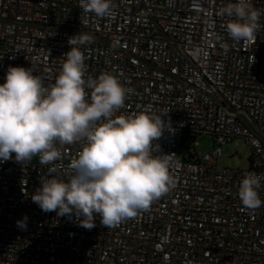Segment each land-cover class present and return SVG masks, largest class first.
<instances>
[{"label": "built area", "instance_id": "1", "mask_svg": "<svg viewBox=\"0 0 264 264\" xmlns=\"http://www.w3.org/2000/svg\"><path fill=\"white\" fill-rule=\"evenodd\" d=\"M233 2L113 0V15L100 18L79 0H0V84L10 66L54 83L69 37L90 34L80 46L86 76L107 71L133 89L117 115L167 113L172 130L156 143L175 180L136 217L106 228L97 214L89 230L31 199L50 168L71 171L80 145L65 146L54 165L13 153L0 161V264H264V205L246 209L237 194L246 173H264V28L254 42L228 38L231 18L219 10ZM252 3L264 9V0ZM204 136L212 152L200 150ZM236 138L253 149L249 170L217 165ZM259 195L264 201V181Z\"/></svg>", "mask_w": 264, "mask_h": 264}, {"label": "clouds", "instance_id": "2", "mask_svg": "<svg viewBox=\"0 0 264 264\" xmlns=\"http://www.w3.org/2000/svg\"><path fill=\"white\" fill-rule=\"evenodd\" d=\"M79 7L100 18L111 17L114 11L113 0H79ZM219 15L231 18L224 27L235 43L254 42L264 28L260 24L264 9L256 8L252 0L228 3ZM92 41L88 33L69 37L71 48L54 83L46 85L31 67L10 66L0 84V161L15 153L16 162L38 156L41 165H54L63 158L65 146L79 144L68 165L71 171L60 177L53 175L56 167L50 168L31 199L45 213L75 217L89 230L95 227L97 214L106 228L117 226L148 210L175 187L169 155L160 154L156 143L172 130L171 121L162 118L167 113L117 115L133 89L107 71L96 78L86 76L80 46ZM262 181L264 173L244 175L237 194L246 209L264 205L259 195ZM26 222L25 216L17 226L26 229Z\"/></svg>", "mask_w": 264, "mask_h": 264}, {"label": "rangeland", "instance_id": "3", "mask_svg": "<svg viewBox=\"0 0 264 264\" xmlns=\"http://www.w3.org/2000/svg\"><path fill=\"white\" fill-rule=\"evenodd\" d=\"M200 150L205 153L215 149V142L212 138L204 136L199 139ZM253 149L243 138H236L232 142L222 146V156L218 159L219 167L232 169L249 170L253 164ZM39 162V159L37 160Z\"/></svg>", "mask_w": 264, "mask_h": 264}]
</instances>
